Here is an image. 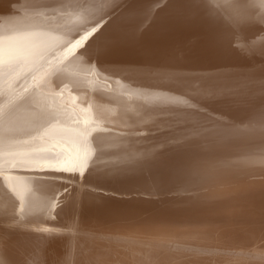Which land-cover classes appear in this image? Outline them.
<instances>
[{"label": "bare ground", "instance_id": "6f19581e", "mask_svg": "<svg viewBox=\"0 0 264 264\" xmlns=\"http://www.w3.org/2000/svg\"><path fill=\"white\" fill-rule=\"evenodd\" d=\"M0 264H264V0H0Z\"/></svg>", "mask_w": 264, "mask_h": 264}, {"label": "snow or ice", "instance_id": "6c2138e0", "mask_svg": "<svg viewBox=\"0 0 264 264\" xmlns=\"http://www.w3.org/2000/svg\"><path fill=\"white\" fill-rule=\"evenodd\" d=\"M155 3H161V0H154ZM103 17L100 20L96 21L95 24L91 25V30L83 29L84 34L79 36L78 39L75 40V43L71 45L73 49H83L80 53L81 55H89L90 50L93 48V44L97 41L105 40V32L104 28L106 25H103L101 21H103ZM109 46L105 44L103 46H98L96 49V54H101L102 48Z\"/></svg>", "mask_w": 264, "mask_h": 264}]
</instances>
